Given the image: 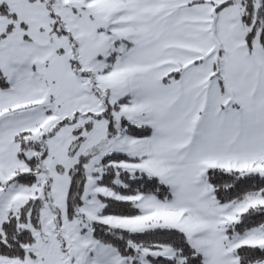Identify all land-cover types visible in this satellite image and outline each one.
Returning <instances> with one entry per match:
<instances>
[{
  "label": "snow or ice",
  "instance_id": "snow-or-ice-1",
  "mask_svg": "<svg viewBox=\"0 0 264 264\" xmlns=\"http://www.w3.org/2000/svg\"><path fill=\"white\" fill-rule=\"evenodd\" d=\"M0 264H264V0H0Z\"/></svg>",
  "mask_w": 264,
  "mask_h": 264
}]
</instances>
